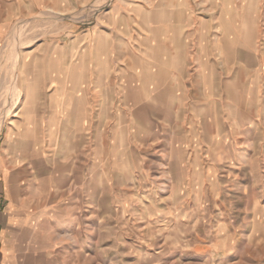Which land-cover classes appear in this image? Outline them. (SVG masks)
I'll list each match as a JSON object with an SVG mask.
<instances>
[{"label":"rangeland","instance_id":"rangeland-1","mask_svg":"<svg viewBox=\"0 0 264 264\" xmlns=\"http://www.w3.org/2000/svg\"><path fill=\"white\" fill-rule=\"evenodd\" d=\"M234 1L239 12L250 6ZM190 2V14L213 16L215 36L218 5ZM182 3L42 1L14 21L0 45V264H264V146L211 147V135L190 142L191 133L176 131L183 112L164 122V85L141 82L149 69L164 70L152 57L164 54V26H182ZM84 50L114 68L134 66L142 79L133 85L148 86L146 98L124 97L122 74L98 96L89 85V101L65 99L81 85L51 83L37 70L29 89L41 98L29 104L33 91L26 100L19 83L25 63L64 53L79 61ZM243 128L233 135L255 138ZM253 155L262 160L246 177L259 187L242 190L222 163Z\"/></svg>","mask_w":264,"mask_h":264},{"label":"crops","instance_id":"crops-1","mask_svg":"<svg viewBox=\"0 0 264 264\" xmlns=\"http://www.w3.org/2000/svg\"><path fill=\"white\" fill-rule=\"evenodd\" d=\"M42 1L57 2V0H0V45L9 34L14 21L38 10ZM248 1L250 6L239 12L232 6L236 3L234 0H213L220 8L216 17L221 25L214 36V31L209 26V20L213 19V16L190 14L187 10L191 2L183 0L184 8L177 9L181 15L182 26H164V54L152 57L155 64L164 62V70H153L150 73L149 69L144 80L134 73V66L114 68L105 62L103 54L99 55L97 52L94 60L90 58L88 50H84L79 61L69 62L68 55L64 53L58 60L57 56L41 58L38 62L44 64L43 66H35V61L32 64L25 63L19 73L20 87L26 85V100L28 90L33 91L35 100L40 99L41 96L36 95L37 86L29 89L30 83L38 84L37 79L31 80L32 75L38 70L42 78L49 76L51 83L55 82L53 79L62 81L68 77L75 87L81 85V92L78 94L76 91L68 92L65 99L80 98L89 101L91 99L89 85H96L97 92L94 94L97 95L100 89L104 92L106 83L115 85L117 79L121 83L120 75L123 74L126 77L123 76L122 82L126 84L122 94L130 101L135 99L137 94L146 98L148 86L133 85L135 81L140 82L138 79H142L144 85L154 84L156 87L164 85V122L173 124L174 110H177V116L183 112L184 121L176 131L191 133L190 142L198 144L199 138L201 140V137L204 139V135H211L213 137L211 147H235L239 144L253 149L263 147L264 41L258 42L260 28L264 27V22L261 24L259 17L255 15L260 1ZM203 20L208 21L205 23ZM203 24H207L208 27H203ZM219 68L222 69L220 73ZM181 101H186L185 105H181ZM180 105L184 107H179ZM131 106H135L133 102L130 103L129 111L135 113ZM185 106L192 107L189 111L192 113L187 115L188 109ZM228 126L230 131L227 129ZM241 127H244L242 131H246L247 134L255 133V138L250 136L236 138L233 132L241 131ZM225 128L228 131L222 136ZM243 160L235 161L231 158L224 161L222 164L225 165V176L239 181L242 190L247 186L254 191L258 190L259 185L254 183L257 178L246 176L253 169L252 166L259 164V160L261 163L262 159L253 155ZM261 183L263 184L260 195L263 196L264 179Z\"/></svg>","mask_w":264,"mask_h":264},{"label":"bare ground","instance_id":"bare-ground-1","mask_svg":"<svg viewBox=\"0 0 264 264\" xmlns=\"http://www.w3.org/2000/svg\"><path fill=\"white\" fill-rule=\"evenodd\" d=\"M16 82H17V81H16ZM17 84H18V83H17ZM20 92H21V91H20ZM20 92H19L18 95H21ZM14 96H15V95H14ZM14 96H13V97H14ZM28 98L30 99L29 104L35 102L34 95H29V94H28ZM16 99H17V98H16ZM18 100H19V99H18ZM16 102H17V101H16ZM1 117H2V116H1ZM1 124H2V123H1ZM1 127H2V126H1ZM1 127H0V128H1Z\"/></svg>","mask_w":264,"mask_h":264}]
</instances>
